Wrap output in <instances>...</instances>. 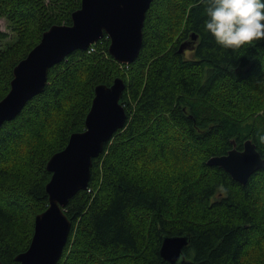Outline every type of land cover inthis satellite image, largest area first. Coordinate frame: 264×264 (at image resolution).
I'll use <instances>...</instances> for the list:
<instances>
[{
  "label": "trees",
  "instance_id": "1",
  "mask_svg": "<svg viewBox=\"0 0 264 264\" xmlns=\"http://www.w3.org/2000/svg\"><path fill=\"white\" fill-rule=\"evenodd\" d=\"M80 3L0 0L15 36L0 50V100L14 67L51 26L70 25ZM203 9L201 0H152L133 63L116 62L104 35L52 66L44 91L0 126V264H18L48 205L49 158L85 129L95 87L117 77L126 123L64 208L71 230L57 264H169L162 238L184 234L178 264H264V168L242 185L207 164L232 142L242 150L251 140L264 155V40L222 48ZM183 43L194 45L189 57Z\"/></svg>",
  "mask_w": 264,
  "mask_h": 264
},
{
  "label": "water",
  "instance_id": "2",
  "mask_svg": "<svg viewBox=\"0 0 264 264\" xmlns=\"http://www.w3.org/2000/svg\"><path fill=\"white\" fill-rule=\"evenodd\" d=\"M152 0H81L71 15L70 25H53L42 34L39 43L13 69L8 93L0 100V126L15 118L25 104L42 93L48 70L76 50H86L104 35L109 38L108 52L120 64H130L142 46V28ZM192 35V41L196 40ZM190 44L183 43L179 52ZM125 83L115 78L110 86L97 85L85 118V129L72 133L64 149L53 154L46 169L51 174L45 185L47 208L34 219V231L28 248L16 256L18 264H57L66 245L71 222L64 213L69 200L88 187L92 161L103 145L122 129L127 115L119 103ZM233 148L226 154L208 159L239 184L264 168L261 156L251 140L242 150ZM189 234L163 236L160 256L169 264L184 261L183 248Z\"/></svg>",
  "mask_w": 264,
  "mask_h": 264
},
{
  "label": "clouds",
  "instance_id": "3",
  "mask_svg": "<svg viewBox=\"0 0 264 264\" xmlns=\"http://www.w3.org/2000/svg\"><path fill=\"white\" fill-rule=\"evenodd\" d=\"M201 2L204 29L222 48L239 49L264 40V0Z\"/></svg>",
  "mask_w": 264,
  "mask_h": 264
},
{
  "label": "rangeland",
  "instance_id": "4",
  "mask_svg": "<svg viewBox=\"0 0 264 264\" xmlns=\"http://www.w3.org/2000/svg\"><path fill=\"white\" fill-rule=\"evenodd\" d=\"M0 30L4 33L8 34V38L4 39V40H0V50L3 49L4 47L8 46L9 44H11L14 40H15V36L11 37V31L10 28L8 27V24L6 22L5 19L0 18ZM193 46L192 44L183 48L182 53L184 54L185 57H189L190 56V52L191 50H193Z\"/></svg>",
  "mask_w": 264,
  "mask_h": 264
}]
</instances>
